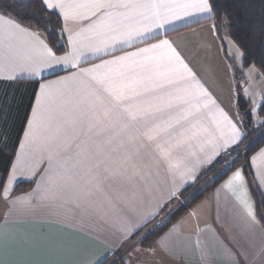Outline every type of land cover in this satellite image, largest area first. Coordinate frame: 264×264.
<instances>
[{
    "label": "crops",
    "instance_id": "1",
    "mask_svg": "<svg viewBox=\"0 0 264 264\" xmlns=\"http://www.w3.org/2000/svg\"><path fill=\"white\" fill-rule=\"evenodd\" d=\"M179 17V19L175 16L170 17V23L150 33L143 40H136L131 45L118 44L115 49L108 48L106 53L94 52L93 49L102 47V43L94 33L86 30L89 21H80L73 25L74 32H80V35L76 37L79 41L76 51H73V46L68 42L69 33H63L67 51L62 55H56L62 57L66 53H72L70 63L61 62L46 67L39 77L23 75L16 80L0 79V132L2 127H10V123L14 121L15 106L19 107L20 96L23 101L28 82L39 81V83L48 84L58 81L79 73L83 69H92L114 57L124 56L126 53L159 44L161 40L167 39L172 41L173 46L182 53L185 62L197 74L200 83L208 88L211 98L216 101L215 105L209 103L208 107L201 108L196 118L191 119V124H195L192 131L197 133L196 140L193 141L194 147L190 150L195 152V156L189 152H181L177 156L178 160L183 159V164H187L190 172L183 178L179 173L173 176L165 170V166L156 167L157 161L150 150L142 149L143 158L137 167L125 173L120 185L107 188V181L103 180V177L111 175V172L104 173L102 169L88 171L86 166L78 163L83 159V153L80 156L76 155L80 150L73 146L74 141L79 137L83 142L81 147H84L85 144L90 143L89 137L94 138L95 134L110 135L119 142L121 139L126 140L129 136H139L140 133L135 129L122 131L113 112L111 121H105L103 117H100L103 122L96 125L91 132L86 126L69 131L68 125L63 123L53 122L42 125L36 129L33 140L25 142L24 148H21V142L25 140L24 131L31 116L30 110L1 195L4 211L0 215V232L24 233L43 229L52 235L63 237L71 242L76 253L54 259L66 262L91 261L97 256L106 254L105 263L123 246L125 248L129 245V249L126 250L127 253L129 252L128 255L120 256L125 264H235L237 259L239 264H264V219L257 214L256 202L245 173L243 187L235 192L222 187L233 172L230 173L148 247L139 245L143 238L133 240L135 234L153 220L162 208L176 200L181 191L190 185L204 168L235 147L243 137V126L237 103L232 102L234 111L227 108L223 100L231 101V99L221 83L219 73V70H223L224 67L234 73L233 65L230 66L227 62L220 66L213 65L205 58H201L200 44L193 49L195 44L192 41L196 36L194 32L204 29L207 25V28H213L212 23H209L211 13H199L189 9L187 12H179ZM81 29L84 30L81 31ZM41 37L45 40L42 35ZM23 67L24 65H21V68ZM201 68L202 73L199 71ZM203 73L210 78V84L203 77ZM60 87L72 92L78 90L79 85L76 81L69 80ZM38 91L37 86L35 94ZM34 101L35 96L32 105ZM119 103L123 106L126 102L119 101ZM132 103L140 107H148L147 104H141L135 99ZM218 109H223L239 130L240 139L236 143L220 146L232 133L230 126L223 122ZM66 110L69 111V115L61 119L71 124V110ZM109 123L111 127L105 133V127ZM138 127L141 132L144 130L142 125ZM185 127H189V124L185 123ZM4 132L8 134L12 130H4ZM54 136L59 137L60 150L66 152V155L59 162L61 168L55 177L56 183L51 184L48 182V177L52 175V172L45 171L49 168V153L45 150L44 144L47 138ZM65 145L67 148L64 147ZM261 149H264V145L252 156ZM17 153L21 154L19 162ZM250 161L251 158L249 163ZM14 164L17 165L15 172ZM183 164L180 166V171L184 170ZM249 168L252 174V185L264 205V195H262L264 193V163L258 160L257 167L249 166ZM19 183L32 184V187L24 193L11 197L12 191ZM81 185L87 188L86 194L81 192ZM5 190H7V198H5ZM173 190L176 191L174 197L170 196ZM18 197H24L26 203L23 207L17 204L14 209L13 203ZM246 205L252 207L259 221L258 224H251L246 214ZM46 206L55 209L56 214L51 218L44 214ZM134 223L141 226L134 230V234L128 239L118 240V237L123 236L124 230ZM165 234H168L167 245L166 249H162L157 241ZM133 241L137 242L133 244ZM152 248L155 249L154 252L148 251ZM229 248L233 251L239 249L242 255L230 261L226 255Z\"/></svg>",
    "mask_w": 264,
    "mask_h": 264
},
{
    "label": "snow or ice",
    "instance_id": "2",
    "mask_svg": "<svg viewBox=\"0 0 264 264\" xmlns=\"http://www.w3.org/2000/svg\"><path fill=\"white\" fill-rule=\"evenodd\" d=\"M40 4L42 13L55 15L62 21L61 33H69L68 42L73 46V51H76L79 43L76 37L80 35V32H74L73 25L89 21L86 30L94 33L102 43V47L93 49L96 53H106L108 48L115 49L118 44L131 45L136 40H143L170 23V17L179 19L181 11L194 9L209 14L213 11L210 0H40ZM45 22H48L47 18ZM45 31L51 29L45 28ZM70 56L72 53L57 57L39 31L27 29L11 17L0 14V79L16 80L23 75L39 77L46 67L61 62L70 63ZM21 65L24 67L21 68ZM69 80L78 83V90L69 92L60 87ZM37 83L39 91L35 94L21 148H24L25 142L33 140L36 129L42 125L63 123L68 125L69 131L86 126L91 132L103 122L100 117L111 121L113 112L122 131L135 129L140 133L139 136H129L119 142L110 135L95 134L94 138L89 137L90 143L84 147H81L83 142L79 137L74 141L73 146L80 150L76 155L83 153V159L78 163L86 166L88 171L102 169L104 173L111 172V175L103 177L107 181V188L120 185L125 173L137 167L143 158L142 149L154 154L157 168L165 166V170L173 176L179 173L180 177H185L190 169L177 156L181 152L195 156V152L190 150L194 147L197 133L192 131L195 124H191V119H195L200 109L208 107L209 103L216 104L208 88L200 83L197 74L185 62L182 53L167 39L114 57L92 69H83L70 77L48 84ZM133 99L148 107L132 103ZM119 101L126 103L122 106ZM66 109L71 110V124L61 119L69 115ZM218 110L232 133L220 146L236 143L240 139L239 130L223 109ZM185 123L189 127H185ZM140 125L144 129L142 132L138 127ZM110 127V123L106 125L105 133ZM58 140L59 137L54 136L47 138L44 144L49 153V168L45 171L52 172L48 177L51 184L56 183L55 177L61 168L59 162L66 155L60 150ZM64 147L67 148V145ZM20 159L21 154L17 153V161ZM208 159L211 161V157ZM258 160L264 163V149L251 157L249 166L257 167ZM181 164L183 171H180ZM16 168L14 164V172ZM244 171L243 165L236 168L222 187L233 192L243 187ZM87 191L81 185V192L86 194ZM175 195V190L170 192V196ZM25 203L24 197H18L13 208L17 204L23 207ZM44 214L51 218L56 212L51 206H46ZM246 214L251 224L259 223L250 205H246ZM140 226L132 224L117 239H128ZM167 238L168 234H165L157 241L162 249H166ZM148 251L154 252L155 249ZM75 253L69 240L43 229L24 233L0 232V264H104L106 255L97 256L91 261L66 262L54 259ZM226 255L232 261L242 253L239 249L233 251L229 248ZM235 264H239L238 259Z\"/></svg>",
    "mask_w": 264,
    "mask_h": 264
},
{
    "label": "trees",
    "instance_id": "3",
    "mask_svg": "<svg viewBox=\"0 0 264 264\" xmlns=\"http://www.w3.org/2000/svg\"><path fill=\"white\" fill-rule=\"evenodd\" d=\"M210 4L213 11L209 22L212 23L217 38L220 39L222 32L226 31L239 50L244 53L241 60L243 70L253 66L264 77V0H210ZM0 14L11 17L27 29L39 31L56 55H62L67 51L65 36L61 33L62 21L55 15L48 16L47 13H42L40 0L24 2L0 0ZM46 18L47 23L45 22ZM45 28L51 29V31H45ZM234 67L236 68L235 65H233ZM235 73L239 79V74L242 71L237 69ZM37 86L36 81L27 83L23 101L20 96L19 107L15 106L14 121L10 123V127L1 128L0 199L25 121L31 110ZM236 103L243 126L241 141L204 168L195 180L181 191L176 200L162 208L153 220L135 234L133 240L143 238L139 245L148 247L152 244L159 235L187 214L196 203L241 165L244 166V173L249 180L251 193L256 202L257 214L261 218L264 216V205L252 185V174L249 168L251 156L264 145V121L255 127L256 122L252 121L248 101H245L240 95L237 97ZM259 115L264 119V104L259 110ZM5 125L8 124L5 123ZM9 129L12 132L6 134L4 130L8 131ZM31 187L32 184L19 183L12 191L11 197L24 193ZM135 242L137 241H133V244ZM128 246L126 245L125 248L123 246L115 256L104 264H125L120 256L128 255L129 252H126L129 249Z\"/></svg>",
    "mask_w": 264,
    "mask_h": 264
},
{
    "label": "rangeland",
    "instance_id": "4",
    "mask_svg": "<svg viewBox=\"0 0 264 264\" xmlns=\"http://www.w3.org/2000/svg\"><path fill=\"white\" fill-rule=\"evenodd\" d=\"M210 23V22H209ZM206 24V23H205ZM208 25L199 31L194 32L196 35L193 39L195 46L200 44L201 51L199 54L202 59H206L209 63L213 65L220 66L222 63L227 62L230 66L235 65L234 73H231V70L226 67L223 70H219L221 75V83L223 87L227 90L228 96L231 101L223 100L227 108L230 111H234L232 102L236 101L237 97H241L248 101L249 103V113H251L252 121L255 123L254 126L258 127L263 123L264 119L259 115V110L264 104V77L261 75L260 71L250 66L243 70L241 65L242 56L240 55L241 51L238 46L230 39L226 31L222 32L221 38H217L213 28H207ZM191 38V39H192ZM242 71L239 74V79L235 70ZM202 73V68L199 70ZM205 77V80L210 84L211 80L202 74ZM240 121L241 117H240ZM4 211V204L0 199V215ZM144 227V226H143Z\"/></svg>",
    "mask_w": 264,
    "mask_h": 264
}]
</instances>
